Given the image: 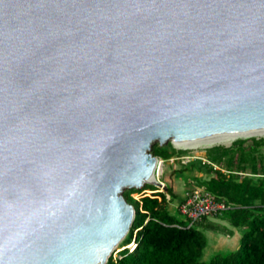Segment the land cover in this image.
Here are the masks:
<instances>
[{
  "label": "water",
  "instance_id": "water-1",
  "mask_svg": "<svg viewBox=\"0 0 264 264\" xmlns=\"http://www.w3.org/2000/svg\"><path fill=\"white\" fill-rule=\"evenodd\" d=\"M257 130L264 0H0V264H105L155 140Z\"/></svg>",
  "mask_w": 264,
  "mask_h": 264
},
{
  "label": "trees",
  "instance_id": "trees-1",
  "mask_svg": "<svg viewBox=\"0 0 264 264\" xmlns=\"http://www.w3.org/2000/svg\"><path fill=\"white\" fill-rule=\"evenodd\" d=\"M250 139L248 146L244 144L246 138H237L228 146L217 144L216 150L205 148V157L210 162L195 159L173 169L185 178L195 180L194 185H205L228 205L219 214L220 218L231 225L243 227L235 249L214 252L210 258H203L208 243L205 231L198 226L203 224L196 225L195 222L188 226L187 220L169 204L170 200L181 201L185 193L181 198L168 179L165 191L169 193V199L165 191H155L140 200L130 195L141 188L156 189L157 186L144 185L139 189L123 190L124 197L135 209L132 224L123 240L129 242L133 230L137 229L136 246L132 251L128 248L120 250L121 256L116 261L110 254L105 264H264V176L237 173L247 169L251 173H264L263 159L255 152L260 145H264V138L253 136ZM151 151L164 159L182 152L170 141L161 151L156 150L154 145ZM223 162L225 168L219 166ZM213 163H217V167ZM219 225L211 221L207 227L218 228Z\"/></svg>",
  "mask_w": 264,
  "mask_h": 264
},
{
  "label": "built area",
  "instance_id": "built-area-1",
  "mask_svg": "<svg viewBox=\"0 0 264 264\" xmlns=\"http://www.w3.org/2000/svg\"><path fill=\"white\" fill-rule=\"evenodd\" d=\"M176 149L182 150V152L178 155H173L169 158L170 162H173L176 159H179L183 163H188L192 160L199 159L202 162H210L205 155L199 154L196 150L198 147L210 146V145H198V146H181V145H173ZM205 149V147L203 148ZM164 158L156 155V164L154 168V173L157 177V181L160 182V185H155L158 188H141L140 191H133L130 193L132 197L137 200L144 195H152L155 191H165V182L160 179V174L163 171L162 164L164 162ZM214 167L215 165L213 163ZM240 175H251L257 174L258 176H264V173H251L245 171H237ZM161 187L162 189H160ZM166 198L169 199L170 195L165 191ZM228 207V205L224 202V200L218 199L210 190H208L205 185H193L191 188L186 190L184 198L176 204V208L178 212L187 220L188 226L197 222L201 218L210 215H216L221 213V211ZM136 230H133L132 238L129 242L125 243V245L121 247H115L112 251L111 255L114 261L121 256L120 250L123 248H128L129 251H132L136 246ZM116 264V263H115Z\"/></svg>",
  "mask_w": 264,
  "mask_h": 264
},
{
  "label": "rangeland",
  "instance_id": "rangeland-1",
  "mask_svg": "<svg viewBox=\"0 0 264 264\" xmlns=\"http://www.w3.org/2000/svg\"><path fill=\"white\" fill-rule=\"evenodd\" d=\"M256 137V138H259V137H263L264 138V135H251V136H246V137H241V138H246V141H245V146H248V145H250L251 144V139H250V137ZM237 138H240V137H237ZM237 138H235V139H237ZM234 139V140H235ZM233 140V141H234ZM232 141V142H233ZM217 144H220V145H224V146H228V145H230L231 144V142H229V143H216V144H212V145H210V146H203V147H198V148H196V150H197V152L199 153V154H202V155H205V149H203L204 147L205 148H207L209 151H212V150H216L217 149ZM155 146V148H156V150H158V151H161V149L162 148H164L165 146H166V143L165 144H163V145H160L159 143H158V141L157 140H155L153 143H152V146ZM247 148V147H246ZM256 152V154L260 157V158H262L263 159V162H264V145H260L259 147H258V149L255 151ZM250 155V154H249ZM182 164H186V163H183V162H181L179 159H176V160H174L173 162H170V160H168L167 158H165V160H164V162H163V164H162V168H163V171H162V173L160 174V179L161 180H163L164 182L165 181H167L168 179H169V182L171 183V185L172 186H176V184L178 185V184H180V185H178L179 187L181 186L183 189H189V188H191L193 185H194V183H196V181L195 180H193L192 178H189V177H186V181H184V179H182V177H180L178 174H174L175 173V171L174 170H172V168L174 169V168H178V167H180ZM217 163H215V165H216ZM249 164V163H248ZM234 165H235V163H234ZM214 166V165H213ZM219 166L220 167H223V168H225V163L223 162L222 164H219ZM217 167V166H216ZM233 168H235V167H233ZM246 172H250L249 171V169H247V171ZM252 176H258L257 174H251ZM144 185L145 186H148V187H151V186H155L153 183H150V182H145L144 183ZM160 189H162L161 187H159ZM176 188V187H175ZM174 188V189H175ZM126 188H124L123 190H125ZM136 189H139V188H136ZM163 190V189H162ZM165 190V189H164ZM170 202H171V200L169 201V204H170ZM206 218L207 217H205V218H202V219H200V220H198L197 221V223H195L196 225H198V224H200L201 222H204V220H206ZM213 218H217V216H214ZM216 221H214V222H219V220L218 219H215ZM199 227H201L204 231H205V233H206V235H207V238H208V242H210V240H211V236H213V234H210L211 236H209V233H208V230H207V227L206 226H204V225H198ZM217 229H219V231L221 230H223V227H221L220 225L218 226V228H216L215 229V236H218V234H217V232H218V230ZM126 236V235H125ZM124 236V237H125ZM214 236V241L216 242L217 240H218V238H216ZM124 237H123V239H124ZM128 237V236H127ZM122 239V240H123ZM213 239V238H212ZM217 239V240H216ZM120 241L118 244H117V246H116V248L117 247H121V246H123V245H125V241L123 240V241ZM229 249H231V248H229V247H224V248H212V246L211 245H209V247L208 248H206L205 250H204V254H203V258H205V259H208V258H210L211 256H212V254L214 253V252H218V251H221V252H225V251H228ZM210 250V251H209Z\"/></svg>",
  "mask_w": 264,
  "mask_h": 264
},
{
  "label": "crops",
  "instance_id": "crops-1",
  "mask_svg": "<svg viewBox=\"0 0 264 264\" xmlns=\"http://www.w3.org/2000/svg\"><path fill=\"white\" fill-rule=\"evenodd\" d=\"M173 170V168H172ZM174 174H178L177 171H175ZM180 177H182V179H184V181H186V178L184 176H182L181 174H178ZM180 185V184H178ZM177 184L176 186H173V188H175V192H177L181 198L183 197V194L186 192V190L188 189H183L181 186L179 187ZM176 204H177V201L176 200H173L170 202V205L175 207L176 208ZM177 209V208H176ZM220 213L216 214V215H210V216H207L206 220H204V222L200 223V224H203L204 226L206 225L207 227V224H209V222H214L216 221L215 219H218L219 220V224L220 226L222 224H224L223 226V230L217 232L218 236H215V229L216 228H212V227H207V230H208V233H209V236H211L210 234H213V236H211V240L210 242L207 243V247H209V245L212 246V248H226V247H229L231 249H235L238 245H239V239H240V236H241V233L243 231V227L241 226H234V225H231L226 219H223V218H220L219 216ZM214 216H217V218H213ZM214 236L216 238H218V240L215 242L214 240ZM213 238V239H212ZM230 250V249H229ZM210 251V250H209Z\"/></svg>",
  "mask_w": 264,
  "mask_h": 264
},
{
  "label": "bare ground",
  "instance_id": "bare-ground-1",
  "mask_svg": "<svg viewBox=\"0 0 264 264\" xmlns=\"http://www.w3.org/2000/svg\"><path fill=\"white\" fill-rule=\"evenodd\" d=\"M251 135H264V130L257 131H247V132H236L229 134H221L207 137L191 138L184 140H175L176 145L181 146H198V145H212L216 143H229L232 142L235 138L240 136H251ZM241 138V137H240ZM150 181H157L155 173L148 177ZM123 241V240H122Z\"/></svg>",
  "mask_w": 264,
  "mask_h": 264
}]
</instances>
